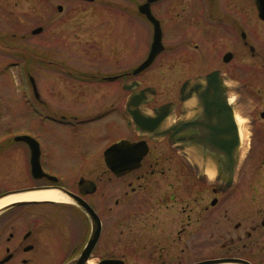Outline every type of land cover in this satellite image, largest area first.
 Returning a JSON list of instances; mask_svg holds the SVG:
<instances>
[{"label":"flooded vegetation","instance_id":"flooded-vegetation-1","mask_svg":"<svg viewBox=\"0 0 264 264\" xmlns=\"http://www.w3.org/2000/svg\"><path fill=\"white\" fill-rule=\"evenodd\" d=\"M145 2L110 4L153 35ZM150 10L164 49L148 67L171 41L169 69L156 71L170 78L164 93L144 84L148 67L134 72L151 42L131 68L127 54L106 53L119 40L71 59L60 40L35 55L27 37L17 55L23 43L1 32L0 11V177L22 166L27 178L0 190V201L11 197L0 204V264H264V0H154ZM19 61L17 125L2 70ZM227 113L232 170L194 142ZM133 114L152 121L142 128ZM227 182L251 205L228 240L217 207ZM41 192L58 197H21Z\"/></svg>","mask_w":264,"mask_h":264},{"label":"rangeland","instance_id":"rangeland-1","mask_svg":"<svg viewBox=\"0 0 264 264\" xmlns=\"http://www.w3.org/2000/svg\"><path fill=\"white\" fill-rule=\"evenodd\" d=\"M111 1L114 2L113 5L115 6L121 3V0ZM111 1L0 0L1 32L5 33L6 37L14 38L18 44L23 43V45H17V55L23 54L24 41L22 39L28 37L31 39L32 47L35 50L33 54L40 55L42 53L41 49L44 39H48L50 44H54L55 40H60V43L64 44L63 54L69 56L67 58L71 59L77 54L88 55L99 53L101 49L100 44L108 43V40L113 43L119 40L116 45L106 47V53L111 51L127 54L128 66L131 68L136 64L137 60L147 53L148 45L152 39V27L147 22L135 23L131 19L130 21H126L124 18H120L119 10L111 7ZM58 4L62 5L61 11L57 9ZM116 14H118L117 17ZM121 19L125 21H123L122 25L120 23ZM38 26L42 27V31L32 33V29ZM166 37L164 42L167 48L161 54L159 63L157 62L148 67V71L144 73L143 77L144 84L155 85L156 89L161 91V93L167 92L170 87V85L167 86L170 78L158 76V72H156L161 69H165L166 71L169 69V43L171 41L169 35ZM103 53L105 52L103 51ZM81 58L83 60L85 56ZM80 64L87 63L81 62ZM22 67L23 63L19 61L13 67L2 70V80L10 88L3 89V91L7 92V95H4V100L8 104L13 102L17 104V110L12 114V120L17 125L23 122L26 115L24 112L25 107L21 104L20 93L17 91V89H22L21 85L24 83V79L21 77ZM42 75L43 72L38 73L40 85L43 84ZM258 85L263 89L264 80L261 79ZM242 161L243 156L238 158L239 163ZM26 181L24 169L22 166H19L11 175L7 173L0 177V190L19 186ZM236 198V192L232 183L227 182L224 194L217 205V207L221 206L224 209L226 240L234 234V226L239 220V215L237 216V214L240 211L246 214L248 212L243 210L251 208L248 199L244 201Z\"/></svg>","mask_w":264,"mask_h":264},{"label":"water","instance_id":"water-1","mask_svg":"<svg viewBox=\"0 0 264 264\" xmlns=\"http://www.w3.org/2000/svg\"><path fill=\"white\" fill-rule=\"evenodd\" d=\"M152 1L154 0H146L145 3L140 5V11L146 15V17L151 21L153 25V35L147 58L134 69V72H138L147 68L153 62L156 55L164 49L159 21L152 15L150 10V2ZM58 9L61 10V6H59ZM260 15L264 18V12H260ZM41 30V27L38 26L32 30V33H38ZM145 90L152 91V89L149 87L145 88ZM132 117L135 123L140 125L142 128H146L148 123L152 121L149 117H140L135 114H133ZM224 117L227 123L222 125L209 124L207 126L209 129L205 133L200 135L198 140L194 142L205 145L212 151H216L218 155L222 153L224 157L223 159L221 158V160H223V162L232 170L234 166V151L238 144V134L232 122L230 114L227 113ZM19 138L24 140L27 139L25 135H21L19 136ZM209 262L234 263L235 260L233 258H225L221 260H209ZM198 264H204V262Z\"/></svg>","mask_w":264,"mask_h":264},{"label":"bare ground","instance_id":"bare-ground-1","mask_svg":"<svg viewBox=\"0 0 264 264\" xmlns=\"http://www.w3.org/2000/svg\"><path fill=\"white\" fill-rule=\"evenodd\" d=\"M240 137H241V139L243 140V133H240ZM37 196H39V197H50V198H57L58 197V195L55 193H46V192H41V193H38V194H23V195H21V197H26V198H29V197H37ZM20 197V196H19ZM11 197H7V198H5V199H2L1 201H0V204L1 203H4L5 201H7L8 199H10ZM225 264H233V263H225Z\"/></svg>","mask_w":264,"mask_h":264}]
</instances>
